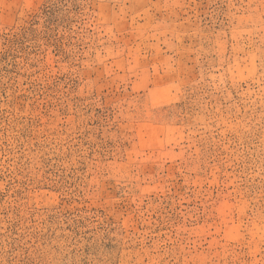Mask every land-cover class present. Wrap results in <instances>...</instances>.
Wrapping results in <instances>:
<instances>
[{
  "label": "rangeland",
  "instance_id": "rangeland-1",
  "mask_svg": "<svg viewBox=\"0 0 264 264\" xmlns=\"http://www.w3.org/2000/svg\"><path fill=\"white\" fill-rule=\"evenodd\" d=\"M0 264H264V0H0Z\"/></svg>",
  "mask_w": 264,
  "mask_h": 264
}]
</instances>
